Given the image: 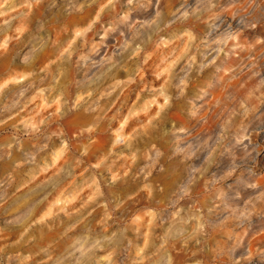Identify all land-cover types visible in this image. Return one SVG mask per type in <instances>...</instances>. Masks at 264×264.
Instances as JSON below:
<instances>
[{
    "label": "clouds",
    "instance_id": "obj_1",
    "mask_svg": "<svg viewBox=\"0 0 264 264\" xmlns=\"http://www.w3.org/2000/svg\"><path fill=\"white\" fill-rule=\"evenodd\" d=\"M0 264H264V0H0Z\"/></svg>",
    "mask_w": 264,
    "mask_h": 264
}]
</instances>
